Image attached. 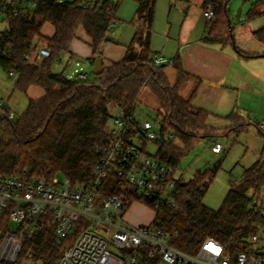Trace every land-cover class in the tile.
<instances>
[{
	"label": "trees",
	"instance_id": "1",
	"mask_svg": "<svg viewBox=\"0 0 264 264\" xmlns=\"http://www.w3.org/2000/svg\"><path fill=\"white\" fill-rule=\"evenodd\" d=\"M33 1L36 4L33 10L7 19V29L0 32V67L17 77V91L27 94L30 87L37 86L45 95L30 100L27 110L17 120L9 118L12 111L7 106L1 109L4 115L0 119V175L15 176L27 171L36 177L63 176L74 185L84 183L95 171L110 142L109 124L113 118L110 106L132 114L146 89L158 101L163 136H173L158 143L155 158L168 165L174 176L186 152L201 138H207L212 144L215 137L225 136L229 131L238 134L247 131L248 122L232 114L229 116L232 122L239 119L242 123L219 133L208 125V112L180 95L179 89L190 74L179 58L160 66L153 63L155 55L150 48L156 0H134L139 5L134 40L122 61L109 65L102 62L103 71L95 75V81L71 80L64 74L54 73L52 68L56 58L70 52L81 27L93 40L92 65L101 59L103 45L111 40L108 33L118 23L119 3L116 0ZM230 1L205 0V6L210 4L215 11L206 41L234 45L239 51L232 34ZM263 6L264 0L254 4L248 20L262 17ZM46 22L56 28L52 38H45L41 33ZM253 35L264 45V27ZM38 41H44L52 53L41 66L36 59L27 60L30 51L39 47ZM169 65L178 74L173 86L165 75ZM260 133L264 134L261 130ZM220 169L221 162L212 169L199 171L187 182L182 177L176 178L175 203L155 212L154 222L171 234V244L183 252L196 255L207 239H214L237 255L248 249L252 236L264 232V212L257 208V203L263 200L264 159L245 168L239 180H232L221 208L212 210L204 204V198ZM118 184L116 179L111 180L107 193H118ZM136 200L143 201L132 197L128 206ZM55 241L53 227L46 221L26 241L14 264H21L25 258L38 264H57L63 248H58Z\"/></svg>",
	"mask_w": 264,
	"mask_h": 264
},
{
	"label": "built area",
	"instance_id": "2",
	"mask_svg": "<svg viewBox=\"0 0 264 264\" xmlns=\"http://www.w3.org/2000/svg\"><path fill=\"white\" fill-rule=\"evenodd\" d=\"M35 7L33 0H0V18L28 14ZM203 15L209 23L215 19L210 4L205 6ZM51 57L48 47L39 46L30 51L27 60L36 59L41 66ZM61 60L56 58L57 63ZM172 62L160 56L153 59L157 66ZM65 76L76 81L90 78L81 61H76L74 69ZM4 107L0 101V109ZM115 110L109 127L110 142L84 183L74 185L66 178L46 179L27 171L15 176L0 175V262L16 263L26 241L48 221L53 227L55 245L63 248L57 264H264L260 235L252 236L248 249L237 255L214 239H207L200 251L191 255L174 247L171 234L159 223L135 226L125 222L132 197L143 200L133 203H143L155 212L173 205L177 177L140 144L161 143L173 136L159 135L152 122L138 119L134 112L129 114L117 107ZM14 117L11 112L9 118ZM159 122L163 123V119ZM259 128L264 133V122ZM212 151L221 154L223 146L213 142ZM113 179L119 181V191L109 194L106 187ZM257 208L264 212V200L257 203ZM21 264L38 263L24 259Z\"/></svg>",
	"mask_w": 264,
	"mask_h": 264
},
{
	"label": "crops",
	"instance_id": "3",
	"mask_svg": "<svg viewBox=\"0 0 264 264\" xmlns=\"http://www.w3.org/2000/svg\"><path fill=\"white\" fill-rule=\"evenodd\" d=\"M116 1L119 3L118 23L108 33L111 40L103 45L101 60L104 65L122 61L137 32L134 21L138 3ZM204 8L205 0H156L151 52L169 61L181 60L190 78L181 85L179 93L183 98L191 99L196 108L210 114L208 125L211 128L219 133L230 129L233 122L229 116L232 114L247 121L248 127L255 123L258 128L264 122V49L257 46L258 51H253L238 47V51L234 45L208 43L206 39L212 23L203 17ZM55 32L56 28L50 22H46L41 30L45 38H52ZM92 42L86 30L79 28L70 52L63 54L62 60L53 65V72L65 75L73 70L76 61L83 62L88 73L94 72ZM38 44L40 46V41ZM240 52L250 55L244 56ZM165 75L172 86L176 84L178 74L173 66L165 68ZM25 95L29 106L30 100L41 99L45 91L32 86ZM7 107L12 111L9 105ZM258 130L260 132V128ZM218 137L221 136L215 137L214 142L219 143ZM244 170L245 167L243 173Z\"/></svg>",
	"mask_w": 264,
	"mask_h": 264
},
{
	"label": "rangeland",
	"instance_id": "4",
	"mask_svg": "<svg viewBox=\"0 0 264 264\" xmlns=\"http://www.w3.org/2000/svg\"><path fill=\"white\" fill-rule=\"evenodd\" d=\"M260 0H231L228 4L230 11V22L235 45L239 48L248 47L253 51H258L257 46L264 49V45L253 35V33L264 27V15L255 20H248L247 15L254 4ZM264 10V6L262 7ZM204 17V15H203ZM239 17V18H238ZM205 18V17H204ZM8 27V21L0 18V32ZM45 46L44 41H40V47ZM57 64V62L55 63ZM74 69V68H73ZM90 81H95L94 72L89 73ZM17 77L10 76L7 71L0 67V101L5 103V106H10L17 120L27 109L28 99L25 94L20 93L15 88ZM182 94V93H181ZM185 96V93L182 94ZM9 103V104H8ZM158 101L154 95L148 90H144L136 105L134 115L140 120L150 121L154 125V131L159 135L163 132V123L159 122ZM110 112L114 117L116 110L110 106ZM4 115L0 109V119ZM159 123V124H157ZM242 123V120L236 119L233 126ZM112 119L109 124L111 127ZM222 146L221 154L215 155L212 151L211 144L207 138H201L181 160L180 168L176 172V177L183 178L184 181L191 180L199 171L214 168L221 162V169L216 175L208 193L204 198V204L212 209L218 210L221 208L225 197L229 191L230 182L239 180L243 174V168L250 167L261 158L264 159V134H261L254 123L248 127L246 132L241 134L231 132L228 135L218 137L216 139ZM140 143V142H139ZM146 151L152 157L158 152L159 144L151 142L145 144ZM60 180H64L63 176H59ZM264 200V188L262 192ZM155 211L147 207L143 203L136 202L125 212V222L130 225H148L155 219ZM264 244V232L260 233ZM29 257V256H28ZM25 260H29L25 258Z\"/></svg>",
	"mask_w": 264,
	"mask_h": 264
},
{
	"label": "water",
	"instance_id": "5",
	"mask_svg": "<svg viewBox=\"0 0 264 264\" xmlns=\"http://www.w3.org/2000/svg\"><path fill=\"white\" fill-rule=\"evenodd\" d=\"M102 71H103L102 60L100 58H98L95 62L94 74L100 75L102 73Z\"/></svg>",
	"mask_w": 264,
	"mask_h": 264
}]
</instances>
